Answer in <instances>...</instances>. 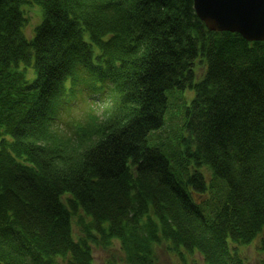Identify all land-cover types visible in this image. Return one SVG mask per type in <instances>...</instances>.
Segmentation results:
<instances>
[{"label": "trees", "instance_id": "16d2710c", "mask_svg": "<svg viewBox=\"0 0 264 264\" xmlns=\"http://www.w3.org/2000/svg\"><path fill=\"white\" fill-rule=\"evenodd\" d=\"M257 238L264 41L209 30L193 0H0V264H93L113 245L123 264L159 245L245 264Z\"/></svg>", "mask_w": 264, "mask_h": 264}, {"label": "water", "instance_id": "95a60500", "mask_svg": "<svg viewBox=\"0 0 264 264\" xmlns=\"http://www.w3.org/2000/svg\"><path fill=\"white\" fill-rule=\"evenodd\" d=\"M198 18L211 31L237 32L264 41V0H193Z\"/></svg>", "mask_w": 264, "mask_h": 264}, {"label": "rangeland", "instance_id": "374dc122", "mask_svg": "<svg viewBox=\"0 0 264 264\" xmlns=\"http://www.w3.org/2000/svg\"><path fill=\"white\" fill-rule=\"evenodd\" d=\"M26 15L28 17L26 34L30 36L35 25L40 21L41 14L38 7H27ZM78 101L76 108L71 112V115H68L70 118L79 119L84 117L83 113L88 109H92L95 115L102 116L104 110H106L105 108L109 107L108 103L110 100L107 97L103 100L93 101V103L90 101L87 102L86 100L84 101V99H79ZM89 106H91V108H88ZM67 119L68 117L66 116L65 121ZM259 239L257 238L247 245L239 246V254L244 259L245 264H263L264 250L261 249L262 244ZM155 253L157 257L156 264H182L178 258L169 255L162 245L155 248ZM121 257L122 255L116 245L108 249L95 248L93 251V264H123ZM195 264H203V262L201 259H198Z\"/></svg>", "mask_w": 264, "mask_h": 264}]
</instances>
